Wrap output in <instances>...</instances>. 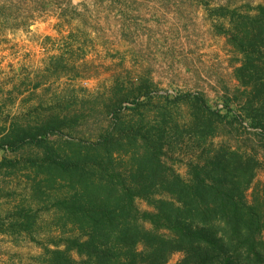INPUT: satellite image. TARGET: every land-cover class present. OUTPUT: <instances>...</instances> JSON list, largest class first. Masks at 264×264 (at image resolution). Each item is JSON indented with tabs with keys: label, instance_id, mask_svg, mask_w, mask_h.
I'll list each match as a JSON object with an SVG mask.
<instances>
[{
	"label": "rangeland",
	"instance_id": "374dc122",
	"mask_svg": "<svg viewBox=\"0 0 264 264\" xmlns=\"http://www.w3.org/2000/svg\"><path fill=\"white\" fill-rule=\"evenodd\" d=\"M261 4L0 0V264H44V247L64 236L54 199L69 190L48 179L44 154L96 144L117 116L162 138L164 162L185 180L190 163L230 147L258 161L255 183L264 189V131L255 126L263 118L236 77L243 55L231 42L234 26ZM198 100L217 111L211 129L195 118ZM51 119L43 146L1 142L12 126L35 133Z\"/></svg>",
	"mask_w": 264,
	"mask_h": 264
},
{
	"label": "trees",
	"instance_id": "16d2710c",
	"mask_svg": "<svg viewBox=\"0 0 264 264\" xmlns=\"http://www.w3.org/2000/svg\"><path fill=\"white\" fill-rule=\"evenodd\" d=\"M244 19L231 36L243 55L236 77L257 105L256 117L263 119L255 126L264 131V4ZM193 110L202 128L211 129L217 111L199 100ZM56 122L51 119L23 135L12 126L1 142L13 149L43 146L42 135ZM165 154L162 138L145 131L141 122L118 116L94 145L64 157L48 150L41 167L49 180L62 181L69 190L54 199L64 236L53 241V248L44 247V264H169L176 253L182 254L178 264H264L258 161L222 147L205 161L190 163L191 177L185 180L167 166ZM139 199L153 211H141ZM145 222L153 229H146Z\"/></svg>",
	"mask_w": 264,
	"mask_h": 264
}]
</instances>
